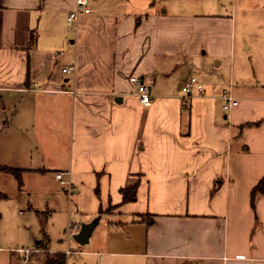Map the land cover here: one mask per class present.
Listing matches in <instances>:
<instances>
[{"label":"crops","instance_id":"obj_1","mask_svg":"<svg viewBox=\"0 0 264 264\" xmlns=\"http://www.w3.org/2000/svg\"><path fill=\"white\" fill-rule=\"evenodd\" d=\"M236 6L87 0L68 24L76 0H0V158L12 159L1 166L55 181L64 172L80 221L97 219L88 242L100 226L102 257L264 264V194L251 200L264 175V77L236 73ZM209 59L229 75L206 72ZM131 76L149 86L150 105ZM190 77L204 91L184 98ZM224 89L237 99L229 111ZM30 151L33 166L19 164Z\"/></svg>","mask_w":264,"mask_h":264},{"label":"rangeland","instance_id":"obj_2","mask_svg":"<svg viewBox=\"0 0 264 264\" xmlns=\"http://www.w3.org/2000/svg\"><path fill=\"white\" fill-rule=\"evenodd\" d=\"M236 5V73L239 75L240 72L242 77L254 74L263 78L264 0H236ZM215 60L218 59H209L206 72L213 69L225 78L229 70L224 64L214 66ZM0 148L6 151L5 145ZM36 157L35 151L26 152L18 162L33 166ZM6 162H12L7 153L0 158V166L8 164ZM21 180L19 182L0 170V264H26V259L29 261L30 256L37 252L36 247L45 241L46 236L50 250L65 251L69 248L80 252L67 255V264H120L119 258L100 255L104 250L101 239L96 240L100 226L88 243L79 245L74 240L73 236L78 232L73 229L75 223L84 224V221L81 222V217L76 214L75 197L67 193L51 174L21 172Z\"/></svg>","mask_w":264,"mask_h":264},{"label":"built area","instance_id":"obj_3","mask_svg":"<svg viewBox=\"0 0 264 264\" xmlns=\"http://www.w3.org/2000/svg\"><path fill=\"white\" fill-rule=\"evenodd\" d=\"M88 13L89 8L87 7V0H76V8L72 11L67 17V23L71 24L72 20L75 16L80 13ZM62 71L64 73H71L73 71V67L71 65H64L62 67ZM129 81L134 85V95L138 98L139 102L148 106L153 102V96L151 94L149 86L138 76H131ZM202 84L195 78L190 77L188 80L182 82L181 92L184 95V98H189L193 94H201L203 93ZM222 99V107L225 111H229L232 107L237 105V99L231 94L230 90L224 89L221 94ZM64 172H56L54 173L55 178L60 182V184L66 188L67 192L71 194L70 183L64 179ZM65 254H70L69 250L65 251Z\"/></svg>","mask_w":264,"mask_h":264},{"label":"trees","instance_id":"obj_4","mask_svg":"<svg viewBox=\"0 0 264 264\" xmlns=\"http://www.w3.org/2000/svg\"><path fill=\"white\" fill-rule=\"evenodd\" d=\"M30 39L32 41L33 34L31 33ZM0 170L14 176L19 182H21V170L0 166ZM257 192H262L264 194V175L258 180V182L253 186L251 190V200H253ZM135 196V189H122V200L128 201L133 199ZM139 218L143 219L140 215ZM37 252L30 256L29 261L26 259V264H67L66 256L60 251H50L48 248V239L41 242L37 247Z\"/></svg>","mask_w":264,"mask_h":264},{"label":"water","instance_id":"obj_5","mask_svg":"<svg viewBox=\"0 0 264 264\" xmlns=\"http://www.w3.org/2000/svg\"><path fill=\"white\" fill-rule=\"evenodd\" d=\"M96 223H97V219H93L89 223L82 224L79 231L74 234V236H73L74 240L79 245H83V244L87 243Z\"/></svg>","mask_w":264,"mask_h":264}]
</instances>
